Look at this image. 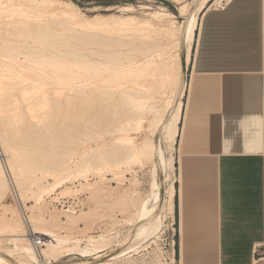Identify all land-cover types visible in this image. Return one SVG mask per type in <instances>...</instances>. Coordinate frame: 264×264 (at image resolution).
<instances>
[{"label":"bare ground","instance_id":"1","mask_svg":"<svg viewBox=\"0 0 264 264\" xmlns=\"http://www.w3.org/2000/svg\"><path fill=\"white\" fill-rule=\"evenodd\" d=\"M211 1L214 2L209 8L222 0H193L191 5H183L180 14L185 20L176 33L171 28L155 27L154 21L173 24L170 20L173 16L161 7L149 13L146 20L131 16L102 20L97 16L92 21H84L70 2L0 0V145L3 150L0 152V200L4 191L14 183L22 199H32L35 205L40 203L48 189L72 175L73 171L68 168L72 158L70 152L85 143L81 136L101 138L102 134L93 128L104 123L118 134L136 133L142 128L145 115L150 114L151 137L161 128L162 140L169 142L174 150L182 102H178L174 111L173 106L181 66L179 54L170 53V50L184 40L187 43L186 61L189 62L191 42L200 25L198 16ZM132 10L127 6L117 12L129 13ZM82 30L110 37L93 43L100 47L99 50L82 51L70 43L72 39L88 36ZM163 41L171 43L165 45ZM51 58L82 62L81 73L64 77V63L51 61ZM34 60L45 63V68L35 66ZM64 88L68 89L64 92ZM167 115L169 118L165 119ZM123 140L126 147L121 150L122 158L117 155L107 158L97 156L92 161L83 158L75 163L77 177L84 178L87 173L100 175L102 172L105 174L104 171H119L121 164L129 167L127 164H131L130 161L139 158L150 160L156 157V171L158 166L164 169L166 160L163 151L155 147L151 138L145 139L140 146L133 145L130 137ZM109 144L96 146L88 152H99ZM4 155L9 165L8 169L5 168L13 176L11 183L2 164L1 157ZM170 168L173 172L172 163ZM48 178L53 180V184L43 185ZM173 183H170L167 194L172 216ZM153 197L152 205L149 198H145L137 208L135 216L140 225L134 230L136 239L150 240L161 229V220L155 215L160 201L159 188ZM30 223L32 229L29 235L22 232L7 235L12 242L29 240L27 236L36 237V234L42 241L45 240L43 245L46 248L39 252L30 240L27 246L20 248V253L30 261L37 263L39 258H46L65 245L63 239L56 236L54 239L52 232L39 229L34 219ZM0 229L2 233H12L14 225L4 221ZM47 236L50 240L46 239ZM134 248L123 250L122 255L135 251ZM90 249L78 252L86 257L91 253ZM0 264L6 262L0 258Z\"/></svg>","mask_w":264,"mask_h":264},{"label":"crops","instance_id":"2","mask_svg":"<svg viewBox=\"0 0 264 264\" xmlns=\"http://www.w3.org/2000/svg\"><path fill=\"white\" fill-rule=\"evenodd\" d=\"M174 178L177 264H264V0L204 11Z\"/></svg>","mask_w":264,"mask_h":264},{"label":"rangeland","instance_id":"3","mask_svg":"<svg viewBox=\"0 0 264 264\" xmlns=\"http://www.w3.org/2000/svg\"><path fill=\"white\" fill-rule=\"evenodd\" d=\"M52 1L57 3L63 1L70 2L73 5V9L81 13L79 16L84 21H92L93 18L102 20H109L111 18L124 19L127 18V16L146 20L149 18V13L161 7L173 16V18H170L173 24L170 25L165 21H160L158 23L154 21L155 27L160 29L171 28L176 31V33H178L185 20L184 15L180 14V8L185 4L191 5L193 3V0H179V2L175 0ZM213 2L214 1L209 2L206 9L209 8ZM127 6L132 7L133 10L129 13L117 12L119 9ZM143 7H149L151 10L144 9ZM203 13L204 12H200L198 16L199 22ZM166 21H169V19ZM82 32H86L85 34L88 36H81L78 37V39L70 40V43L82 51L99 50L100 47L93 43H97L101 38L110 37L108 34L92 33L87 30H82ZM197 33L198 28L195 30L194 38L191 42L189 62L186 61L187 43L184 40L180 42L179 46L170 50V53L175 54L177 52L179 54L181 66L180 79L178 85H176L175 102L173 106L174 111L178 102H182L181 115L177 124V134L173 144L174 150H172L169 142L162 140L164 138L161 128L151 137L149 126L152 117L150 114L145 115L142 128L136 133L133 131L129 132V134H118L117 132H112L113 128L107 127L104 123L99 127L96 126L93 128L95 131L102 134L101 138L97 139L82 135L81 138H83L85 143L72 148V152H70L72 158H70L68 168L73 171V176L71 175L58 186L48 189L49 191L51 190V192L47 191V193L43 195V201L41 200L40 203L35 205L32 199H22L14 183L13 185L10 184V189L4 191L5 193L2 192L4 193V197L0 200V228L4 221L12 222L14 225V232L12 233H2L0 229V258H2L6 264L34 263L30 261L27 256L20 253V248L29 244V240L31 239L30 236L26 237L29 240L19 239L16 242H12L11 239L7 237V235H18L21 232L25 235H29L32 229L30 223L32 219L37 223L39 229L52 232L54 239L56 236L57 239L59 237L60 240L63 239L65 242V245L57 249L54 254L46 258H39L38 262L34 264H177L175 251L176 227L174 215L172 216L169 202H167V194L170 183L175 180V147L178 140L182 113L187 100V92L191 77L192 56L194 54ZM86 37L89 38L86 40ZM163 42H165V45H170L171 43L167 41ZM85 43L92 44L86 45ZM21 59V61H23V58ZM51 61L64 63V77L68 76V74L73 75L81 73L82 62L77 63L70 59L60 60L57 58H51ZM33 63L35 66H40L41 68H45L46 66L45 63L43 64V62L38 60H34ZM67 89L68 88H64V92ZM87 91L89 92V90ZM154 103H157V100H154ZM167 116L165 119L169 118V115ZM161 135L162 138L160 137ZM125 137L132 138L131 141L135 146H140L145 139L151 138L155 147H160L163 151L166 160L164 169L158 166L156 171V157L150 160L147 158H139V160L136 159L137 161H130L131 164H127L129 167L121 164L122 166L120 165V168H118L119 171H116L117 169L113 172L110 171V173L104 171L105 174L102 172L100 175L92 174L93 176L87 173V176L86 174L83 175L86 179L79 175L77 177V173H75L76 165L83 158H88L92 161V158L97 156H102L104 158L111 155L120 156L122 154L121 150L126 147L123 145L125 144L123 140ZM114 141L118 142L115 143ZM108 142L111 144L102 147L99 152H88L91 148L93 149L96 146H101ZM119 142H121V144ZM2 151L0 145V152ZM7 155L9 156L10 154L8 153ZM1 160L4 168L6 167L8 169L7 157L4 155L1 157ZM170 163L174 166L173 172H171ZM6 168L8 180L9 183H11L10 181L13 182V176ZM104 176L105 178H103ZM52 184L53 180L51 178L43 181V185L45 186H51ZM157 188H159L160 192V201L155 210V215L161 220V229L157 235L150 240L144 241L142 238L136 239L135 231L140 225V223L136 221L135 216L137 208L145 198H149V204L152 205L154 200L153 195L157 191ZM11 190L13 192H11ZM67 193L69 194L67 195ZM19 204L23 206L22 211H20L18 207ZM11 212L14 213L12 214ZM35 236L37 237L39 235L36 234ZM46 239L50 240L49 236H47ZM172 240H174L173 247ZM44 241L42 242L44 243ZM45 248L46 247L42 245L40 248H36V250L39 252ZM95 248H99L98 251L92 252ZM127 248H134L136 250L122 255ZM80 249H90L89 251L91 253L86 257L80 256L78 252Z\"/></svg>","mask_w":264,"mask_h":264},{"label":"built area","instance_id":"4","mask_svg":"<svg viewBox=\"0 0 264 264\" xmlns=\"http://www.w3.org/2000/svg\"><path fill=\"white\" fill-rule=\"evenodd\" d=\"M228 0H222L218 5L213 6L211 8H223L224 5L227 3ZM20 211L23 210V206L21 204L18 205ZM31 243L35 248H40L43 245L42 239L40 237H31L30 239ZM174 246V240H172V247ZM174 259V255H173Z\"/></svg>","mask_w":264,"mask_h":264}]
</instances>
